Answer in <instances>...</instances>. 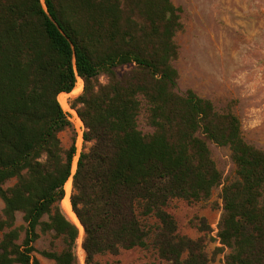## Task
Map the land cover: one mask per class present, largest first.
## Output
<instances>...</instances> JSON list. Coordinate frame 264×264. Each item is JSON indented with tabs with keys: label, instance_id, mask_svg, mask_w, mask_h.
<instances>
[{
	"label": "trees",
	"instance_id": "trees-1",
	"mask_svg": "<svg viewBox=\"0 0 264 264\" xmlns=\"http://www.w3.org/2000/svg\"><path fill=\"white\" fill-rule=\"evenodd\" d=\"M181 13L172 0H0V264H40L38 231L52 233L44 258L80 264V229L60 207L70 178L86 264L137 248L167 264H210L205 238L180 234L167 207L218 187V252L229 250L226 264H264V150L230 108L179 91ZM77 77L84 89L72 107L86 130L73 173L75 137L62 147L71 123L58 96ZM143 113L152 133L139 129ZM209 144L229 149L232 180ZM18 212L25 226L15 227Z\"/></svg>",
	"mask_w": 264,
	"mask_h": 264
},
{
	"label": "rangeland",
	"instance_id": "rangeland-1",
	"mask_svg": "<svg viewBox=\"0 0 264 264\" xmlns=\"http://www.w3.org/2000/svg\"><path fill=\"white\" fill-rule=\"evenodd\" d=\"M172 1L182 9L183 28L175 36L179 57L174 62L179 74V91L185 93L192 90L198 96L211 100L219 111L224 112L230 108L240 118L247 142L264 150V0ZM130 68L131 66L120 68L117 72L122 75ZM99 80L102 84L107 82L105 76H101ZM82 87L84 89V82L75 90L72 102L83 93V90L78 93ZM138 126L144 134L153 132L146 122L145 113L139 117ZM59 137L64 149L71 146L75 137L77 153L72 169L75 172L84 142L78 140L73 127L60 133ZM209 148L225 181L232 180L234 165L229 149L214 144H209ZM13 183L14 181L6 184L5 188ZM220 192L221 187H218L206 201L188 203L174 200L167 207V211L178 223L180 234L194 240L205 238L210 264H226L225 255L229 253L228 249L218 252L220 244L213 240L222 214ZM60 207L67 218L74 222L64 212L62 202ZM3 208L4 203L0 199V215ZM25 225L23 213H16L15 227ZM77 226L80 229L79 238L82 235L83 242L84 230L82 234L80 226ZM38 233L39 238L34 244V258L40 264H54L41 255L42 251L50 249L52 233ZM24 235L23 231L19 242ZM79 238L76 254L79 263L86 264V254L84 250H80ZM54 246L55 250H61L60 239L55 240ZM98 260L100 264H167L158 258L154 248L126 250L118 256L107 255Z\"/></svg>",
	"mask_w": 264,
	"mask_h": 264
},
{
	"label": "built area",
	"instance_id": "built-area-1",
	"mask_svg": "<svg viewBox=\"0 0 264 264\" xmlns=\"http://www.w3.org/2000/svg\"><path fill=\"white\" fill-rule=\"evenodd\" d=\"M79 79L80 78L77 77V82H76L75 87L72 90V92H70V93H61V94H65L66 95L65 98H64V103L61 102V100H60L61 94H59V96H58V102H59V104L61 106V109H62L66 119L71 123V127H73L75 132L77 133L78 140L81 139V141H83V135H84V132H85L86 128L84 126L83 121L79 117V115L77 113V110L72 107V100H73L72 96H73L74 91H75V89L77 87ZM82 90H83V87H82L81 91H79L78 93L80 94L82 92ZM76 96H78V95H76Z\"/></svg>",
	"mask_w": 264,
	"mask_h": 264
},
{
	"label": "bare ground",
	"instance_id": "bare-ground-1",
	"mask_svg": "<svg viewBox=\"0 0 264 264\" xmlns=\"http://www.w3.org/2000/svg\"><path fill=\"white\" fill-rule=\"evenodd\" d=\"M83 84V81L81 79L78 80V84H77V87L75 90L79 89ZM82 89V88H81ZM81 91V90H80ZM79 92V91H78ZM74 93H76V91H74ZM65 94H61L60 96V100L61 102L64 103V98H65ZM75 171H76V167H75ZM75 173V172H73ZM71 181H72V178H70L68 180V182L66 183L67 184V188H66V185H65V191H66V195H65V198L63 199L62 201V206H63V209H64V212L70 216L73 221L80 226L81 228V231H82V234H83V228L76 216V214L74 213L73 209H72V205H71V202H70V196H71V190H72V187H71ZM71 188V189H70ZM70 189V191H69ZM73 211V212H72ZM81 243H82V235L81 237L79 238V246H80V250L83 252V249H82V246H81Z\"/></svg>",
	"mask_w": 264,
	"mask_h": 264
},
{
	"label": "water",
	"instance_id": "water-1",
	"mask_svg": "<svg viewBox=\"0 0 264 264\" xmlns=\"http://www.w3.org/2000/svg\"><path fill=\"white\" fill-rule=\"evenodd\" d=\"M77 168V167H76ZM79 220V219H78ZM80 222V221H79ZM81 224V223H80ZM82 225V224H81ZM83 227V226H82ZM84 230V229H83Z\"/></svg>",
	"mask_w": 264,
	"mask_h": 264
}]
</instances>
